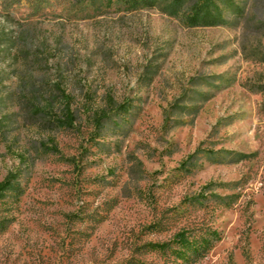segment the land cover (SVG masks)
<instances>
[{
    "label": "rangeland",
    "instance_id": "rangeland-1",
    "mask_svg": "<svg viewBox=\"0 0 264 264\" xmlns=\"http://www.w3.org/2000/svg\"><path fill=\"white\" fill-rule=\"evenodd\" d=\"M239 1L194 28L121 0L0 9V264H186L204 241L194 264H264V0Z\"/></svg>",
    "mask_w": 264,
    "mask_h": 264
},
{
    "label": "trees",
    "instance_id": "trees-1",
    "mask_svg": "<svg viewBox=\"0 0 264 264\" xmlns=\"http://www.w3.org/2000/svg\"><path fill=\"white\" fill-rule=\"evenodd\" d=\"M18 3L19 0H0V9L9 12ZM120 6L124 10H149L160 7L166 14L180 19L191 28L229 26L232 24L230 18L239 20L245 16V7L239 0H121ZM9 41L8 34L0 31V46ZM250 89L255 91L253 88ZM258 90L264 93V89ZM246 158L247 155L235 154L233 160L242 161ZM13 189V181L8 179L1 182L0 196ZM218 198L224 200V197ZM176 238L179 245L185 244L186 235L184 233H178ZM208 244V241H204L200 247H193L190 254L183 252L179 254L186 264H194L209 251L210 245Z\"/></svg>",
    "mask_w": 264,
    "mask_h": 264
}]
</instances>
